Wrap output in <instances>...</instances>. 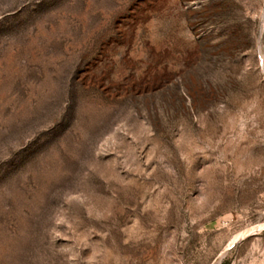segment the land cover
I'll list each match as a JSON object with an SVG mask.
<instances>
[{"label": "rangeland", "instance_id": "rangeland-1", "mask_svg": "<svg viewBox=\"0 0 264 264\" xmlns=\"http://www.w3.org/2000/svg\"><path fill=\"white\" fill-rule=\"evenodd\" d=\"M0 264H264V0H0Z\"/></svg>", "mask_w": 264, "mask_h": 264}, {"label": "bare ground", "instance_id": "bare-ground-1", "mask_svg": "<svg viewBox=\"0 0 264 264\" xmlns=\"http://www.w3.org/2000/svg\"><path fill=\"white\" fill-rule=\"evenodd\" d=\"M237 239V238H236ZM234 241V240H233Z\"/></svg>", "mask_w": 264, "mask_h": 264}]
</instances>
